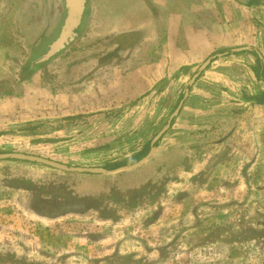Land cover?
<instances>
[{
    "label": "rangeland",
    "instance_id": "1",
    "mask_svg": "<svg viewBox=\"0 0 264 264\" xmlns=\"http://www.w3.org/2000/svg\"><path fill=\"white\" fill-rule=\"evenodd\" d=\"M62 4L0 0V52L12 69L21 73L29 43ZM124 40L79 36L45 63L33 87L85 114L42 121L34 135L22 130L28 125L12 126L0 153H41L34 156L83 168L128 158L166 125L197 68L233 48L180 70L168 68L161 45L144 58L146 46L135 52ZM252 61L213 60L135 169L80 176L39 165L60 175L39 178L16 164L0 167V264H264V106L242 96L257 92ZM100 68L109 69L103 80L90 70ZM27 184L32 194L18 196Z\"/></svg>",
    "mask_w": 264,
    "mask_h": 264
},
{
    "label": "crops",
    "instance_id": "2",
    "mask_svg": "<svg viewBox=\"0 0 264 264\" xmlns=\"http://www.w3.org/2000/svg\"><path fill=\"white\" fill-rule=\"evenodd\" d=\"M86 1L87 4L78 22L80 24L83 18L80 35L82 40L89 39L92 42V39L96 41L112 37L118 42L119 39L125 38L124 43L128 41L134 43L131 49L135 52L143 46L147 47V54L143 56L144 58H151V52L161 45V58L169 63L168 68L180 67V70L198 65L207 54L215 49L233 47L229 50L225 49L226 51L223 52L225 54L219 58L241 55L246 56L247 59L252 58L253 63H251L249 71L256 84L254 89L257 92L264 90V77L257 81L253 68L256 60L255 54L262 67L259 74L264 72V0H115L113 3H111L112 0ZM64 5L63 0V4L54 9L55 19L59 17L60 13H64ZM239 48L248 49L240 52L234 51ZM4 54L5 51L0 52V64L1 61H8L2 57ZM147 55L149 56L147 57ZM9 64L7 62L0 65V77L3 78V80L0 78V87L4 88H0L3 90L0 92V133L4 134L0 135V139H2L1 136L7 135L8 129L12 126L21 127L22 125L35 124L37 121L42 123V121H50L56 117L65 120L84 116L77 115L85 114V112L79 111L76 107L69 108L68 106L67 108L71 112L66 111L61 106L59 95L33 87L39 69L29 74L26 80L21 81L17 77L24 74L23 67L20 73V68L14 70ZM90 70L92 74H99L101 80L110 74L108 68ZM113 72L118 75L120 70L114 69ZM111 82L114 83V81ZM8 86L10 90H8ZM12 87L13 90H11ZM5 140L7 139L4 137L3 141ZM54 140L57 142V139ZM46 148L48 147L39 146L36 149L42 152ZM32 155L42 156L41 153H32ZM10 164H16L17 167H14L16 169L23 167L22 169L40 173L39 178L42 177V174H51L53 177L60 178L58 173L57 175L49 173L46 169L39 168V165L21 161H0L1 168H11L13 165L10 166ZM77 175L87 176L90 174ZM102 175L113 176V174ZM31 188L28 184L23 190L19 188L20 195L18 196L26 197L22 193L28 190L31 193ZM34 192L35 195H39V189L35 188Z\"/></svg>",
    "mask_w": 264,
    "mask_h": 264
},
{
    "label": "water",
    "instance_id": "3",
    "mask_svg": "<svg viewBox=\"0 0 264 264\" xmlns=\"http://www.w3.org/2000/svg\"><path fill=\"white\" fill-rule=\"evenodd\" d=\"M85 4H87L86 0H65V5H64L65 10H64V13L62 14L60 28L62 30L61 35L63 33L66 35L68 33V35L61 42L56 36L53 37L50 41L56 40L58 45L56 44L55 46H51V47L45 46L44 54L41 55L43 56V59H41V62H43L45 59L46 60L50 59L51 57L55 56L56 54L66 49L69 42L72 40V37H71L72 32H70L69 29L74 24H78L82 11L85 7ZM247 49L248 48H239V49H234V51L240 52V51H245ZM224 54L225 53L215 54V55L208 57L197 68V71L192 75L191 79L189 80L185 89L183 90L182 98L179 101L175 110L169 116L166 125L151 139L150 145H149L150 149H149L148 154L142 160H140L139 162L133 165L123 166V167H120L114 170H106V169L99 168V167H93V168L92 167H88V168L72 167V166H68V165L50 160V159H46V158L34 156V155L23 154V153H0V161H21V162H26L30 164L41 165L43 167L61 171L63 173L90 174V175H102V174L109 175V174H115V173L122 172V171H127L130 169H135L139 167L145 159L149 158L153 154L154 149H155L154 145L161 139V137L169 129L172 120H174L178 116L185 99L188 97L189 87L192 86L195 80L199 77V75L205 71V69L209 66L212 60L219 58L223 56Z\"/></svg>",
    "mask_w": 264,
    "mask_h": 264
},
{
    "label": "flooded vegetation",
    "instance_id": "4",
    "mask_svg": "<svg viewBox=\"0 0 264 264\" xmlns=\"http://www.w3.org/2000/svg\"><path fill=\"white\" fill-rule=\"evenodd\" d=\"M65 3V0H64ZM87 3V1H86ZM86 6V4H85ZM62 14L60 13L59 17L52 23L49 20L46 21V23L43 25L41 32L38 34V36L35 39H32L31 43H29V50H30V56L26 60V62L23 65L24 69V74L23 75H29L32 72L37 71L38 69H41L45 63H48L49 61L53 60L55 57H57L60 53L56 54L55 56L51 57L48 60H44L41 62V59H43L44 51H45V46L51 47L55 46L56 44L58 45L57 41H50L53 37H57L60 42L68 35L62 34V30L60 28V23L62 19ZM69 21V19H68ZM82 28H83V18L77 25L74 24L69 30L72 32L71 37L72 40L69 42L68 48L70 45H72L80 36L82 33ZM50 41V42H49Z\"/></svg>",
    "mask_w": 264,
    "mask_h": 264
},
{
    "label": "trees",
    "instance_id": "5",
    "mask_svg": "<svg viewBox=\"0 0 264 264\" xmlns=\"http://www.w3.org/2000/svg\"><path fill=\"white\" fill-rule=\"evenodd\" d=\"M126 40V39H125ZM128 40V39H127ZM130 40V39H129ZM129 45V47L132 48L133 44L131 41H128L126 42V45ZM125 43H124V48L127 49L128 46H126ZM226 50H222L220 51V53H223L225 52ZM254 56L256 57V60H255V66L253 67L255 70V78L257 79V81L263 79L264 77V72H262V74L260 75L259 72L262 71V67H261V64H260V61L259 59L257 58V56L254 54ZM208 68V67H207ZM182 70H187V68H182ZM181 72V71H180ZM200 76H202V73L199 75V77L195 80V82L200 78ZM194 82V83H195ZM190 89L189 88V92H190ZM242 96H245V102H248V103H251V104H255V105H264V90L263 91H258V92H254L253 94H249V93H245V95H242ZM182 98V93L180 92L179 96H178V100L176 101V103L174 104L173 108H172V111L173 112L175 110V108L177 107L179 101L181 100ZM184 106V103L182 105V107ZM181 107V109H182ZM180 109V111H181ZM170 112V113H171ZM82 116H76V117H71V118H67L65 120H74V119H78V118H81ZM174 124V120H172L171 124H170V127ZM43 126V123H35V124H29L27 127H25L24 129L22 130H27V131H30L31 134L33 133V131H35L37 128ZM169 127V128H170ZM167 132V131H166ZM2 134V133H1ZM0 134V135H1ZM35 133H33L32 135H34ZM166 134V133H165ZM164 134V135H165ZM155 135V134H154ZM153 135V136H154ZM163 135V136H164ZM162 136V137H163ZM161 137V138H162ZM153 137H151L150 139H144L141 146H140V149L136 152H134L130 157L128 158H124V159H121L120 161L118 162H110V163H106L104 165H102L101 167L103 169H106V170H114V169H117V168H120V167H123V166H130V165H133L137 162H139L140 160H142L149 152V149H150V141ZM160 141V140H159ZM158 141V142H159ZM47 142H50V143H53V142H56V140L54 139H51V140H47ZM158 142L154 145L155 147L158 145Z\"/></svg>",
    "mask_w": 264,
    "mask_h": 264
}]
</instances>
